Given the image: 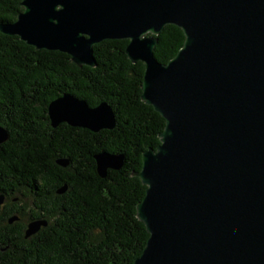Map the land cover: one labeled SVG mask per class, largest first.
Wrapping results in <instances>:
<instances>
[{
	"label": "water",
	"instance_id": "obj_1",
	"mask_svg": "<svg viewBox=\"0 0 264 264\" xmlns=\"http://www.w3.org/2000/svg\"><path fill=\"white\" fill-rule=\"evenodd\" d=\"M21 4L16 21L0 23L3 34L67 53L81 67L98 66L97 44L126 39L132 63L145 64L142 100L165 128L133 173L147 187L137 216L149 233L134 264H264V0ZM168 25L181 28L185 41L162 63L155 49ZM49 117L54 128L67 123L95 133L117 124L109 103L91 106L71 93L50 103ZM8 139L0 125V145ZM95 159L101 177L125 164L123 154L108 151ZM47 225L31 220L26 238Z\"/></svg>",
	"mask_w": 264,
	"mask_h": 264
},
{
	"label": "trees",
	"instance_id": "obj_2",
	"mask_svg": "<svg viewBox=\"0 0 264 264\" xmlns=\"http://www.w3.org/2000/svg\"><path fill=\"white\" fill-rule=\"evenodd\" d=\"M21 3L0 0V23L16 21ZM184 41L181 28L166 26L156 58L168 63ZM128 43L97 44L98 66L81 67L67 53L38 50L0 31V125L9 131L0 145V264H134L141 256L149 233L137 205L147 187L133 173L142 169L143 152L160 145L165 119L142 100L145 64L132 63ZM65 93L91 106L109 103L116 127L54 128L49 105ZM103 151L123 154V168L101 177L95 155ZM64 158L66 167L58 163ZM34 219L48 225L26 238Z\"/></svg>",
	"mask_w": 264,
	"mask_h": 264
}]
</instances>
